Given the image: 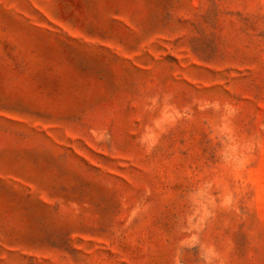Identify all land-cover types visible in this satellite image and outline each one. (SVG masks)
<instances>
[{
    "label": "rangeland",
    "instance_id": "1",
    "mask_svg": "<svg viewBox=\"0 0 264 264\" xmlns=\"http://www.w3.org/2000/svg\"><path fill=\"white\" fill-rule=\"evenodd\" d=\"M0 264H264V0H0Z\"/></svg>",
    "mask_w": 264,
    "mask_h": 264
}]
</instances>
